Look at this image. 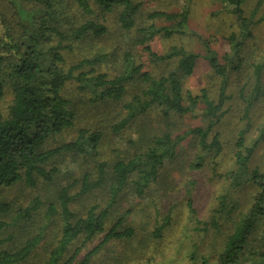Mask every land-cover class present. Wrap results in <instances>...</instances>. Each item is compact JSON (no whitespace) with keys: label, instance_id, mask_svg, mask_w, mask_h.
<instances>
[{"label":"trees","instance_id":"1","mask_svg":"<svg viewBox=\"0 0 264 264\" xmlns=\"http://www.w3.org/2000/svg\"><path fill=\"white\" fill-rule=\"evenodd\" d=\"M225 10H230L236 17L241 30V40L251 37L252 26L259 23L253 17H247L244 5L248 0H217ZM13 13L17 16L15 25L0 17V105L9 88L13 99L9 107V115L4 117L0 108V199L5 190L19 183L36 188L39 184L49 186L55 183L62 172L57 161L68 154L97 158L102 134L80 128L75 140L61 144L49 145L50 139L63 129L74 126L76 110L72 100L65 94L66 86L77 82L80 91H90L94 102L107 103L116 101L123 103L124 118L115 125L116 132L125 129L135 120L146 117L152 111H158L164 119L173 115L184 116L194 113L200 99L207 105L205 115L216 116L221 105H215L204 91L201 97L193 96L184 90V81L190 77L196 67L200 55L184 49H172L159 56L148 41L155 35L163 37L188 35L189 4L179 13L156 11L152 18H164L173 21L174 26L148 27L136 26V18L141 10V3L132 0H72L78 12L90 19L79 24L68 22L66 28L61 24L62 1L59 0H11ZM120 9L117 16L120 27L125 31L136 30L139 43L156 61H175V67L167 74L155 76L144 70L142 64H136L132 54L127 55L129 64L122 73L114 78L98 73L90 75L84 69L88 66L95 72L105 57L97 55L92 59L85 58L76 65L68 66L63 50H71L68 40L82 41L88 36H101L108 32L105 24L106 14ZM67 11H65L66 13ZM103 22H102V21ZM233 51L238 53L241 42L237 35L230 38ZM214 71L222 76L227 67L220 64L216 55L209 50L207 57ZM228 58V57H227ZM241 65H232L239 70ZM255 85L251 100H257L264 94V61L254 64ZM140 80L145 85L140 93L124 102L128 94L129 84ZM213 123L207 128L195 127L189 131L199 141L202 153H198L191 163L192 169H200L209 157L215 164L222 152L220 135L209 139ZM184 136L161 132L154 135H141L132 141L137 146L136 152L128 159H120L111 167L102 160L97 164V178L91 179L86 174L81 182L78 196L87 195L96 188L108 184L110 199L108 206L100 210L99 206H91L85 215L77 214L71 208L74 195L73 185L63 186L55 200L43 196H35L25 208H17L13 203L0 201V264H28L37 250L48 241V228L59 221L57 236L52 235L48 256L31 264H89L99 249L115 240L131 239L135 230L131 227L119 229L123 218L109 228L108 218L111 209L126 189L138 197L142 196L149 186L156 182L161 170L172 162L177 155V146ZM264 139V123L258 137L247 142L245 133L241 132L236 140L234 163L231 169L222 175L225 191L217 198V206L210 222L196 218V210L190 200L188 208L199 230L213 228L220 230L224 224L231 225V233L225 239L222 250L217 254V264H235L239 256L249 246V237L257 229L260 221H264V172L252 166L253 156ZM111 179V180H108ZM252 188L254 193L246 202H241L235 192L241 188ZM45 209V211H44ZM42 214L45 220L36 231L27 228ZM165 223L154 231L160 236ZM202 225V227H201ZM27 229V230H26ZM17 231L25 232L26 237L17 245L12 244ZM102 240L79 258L80 247L102 235ZM261 255L264 256V239L261 244ZM191 264H209L206 257L198 258L190 255Z\"/></svg>","mask_w":264,"mask_h":264},{"label":"rangeland","instance_id":"2","mask_svg":"<svg viewBox=\"0 0 264 264\" xmlns=\"http://www.w3.org/2000/svg\"><path fill=\"white\" fill-rule=\"evenodd\" d=\"M11 0H0V17L6 22L15 25L16 14L10 6ZM62 1L61 24L66 28L68 22L79 24L90 19L80 14L76 6L70 1ZM141 3V10L136 18V26L171 28L173 21L164 18H152L156 11L169 14L179 13L189 4L188 35H173L163 37L155 35L148 41L150 48L159 56L169 53L172 49H184L200 55L196 62L193 74L184 81V90L193 96L201 97L206 92L209 100L221 108L216 116L205 115L207 105L201 98L194 113L184 116L173 115L164 119L158 111H152L146 117L135 120L125 129L116 132L117 125L123 118L125 111L123 103L109 101L107 103L94 102L90 91H80L77 82L66 86L65 94L72 100L76 110L74 126L63 129L55 134L49 145L61 144L75 140L80 128L99 131L102 139L99 145V156L92 158L68 154L57 161L62 172L55 183L49 186L39 184L36 188L19 183L11 189L5 190L1 200L13 203L17 208H25L35 196H43L52 201L56 199L60 189L73 185L71 195L74 199L71 208L79 215H85L91 206L106 208L110 193L108 184L92 190L87 195L78 196L83 177L88 174L91 179L97 178V164L105 160L112 165L120 159L130 158L137 149L132 141L140 139L141 135H154L161 132H171L173 135L184 136L177 146V155L172 162H168L159 179L152 183L145 193L138 197L126 189L123 198L111 209L107 228L123 218L119 229L131 227L135 235L131 239L115 240L98 250L89 264H191L190 255L195 254L199 259L206 257L209 264H217V254L222 250L227 236L231 233V225L224 224L220 230H199L194 217L188 208L191 200L196 210V218L203 222H210L213 211L217 206V198L225 189L222 175L232 168L234 163V150L236 140L241 132L245 133L248 143L253 142L259 135L264 123V94L257 100H251L255 85L254 64L264 61V0H248L244 5L247 17H253L259 23L252 26L251 37L241 40V30L236 17L230 10H225L217 0H132ZM65 11H67L65 13ZM120 9L105 16L108 32L101 36H88L82 41L68 40L71 50H63L68 66L76 65L85 58L92 59L101 55L104 60L94 67L90 66L84 71L90 75L102 73L108 78H114L122 73L129 64L127 55L132 54L136 64H142L155 76L167 74L175 67V61H156L138 41L136 30H123L117 20ZM102 21V20H101ZM103 22V21H102ZM232 35H237L241 42L238 53L234 52L230 41ZM211 50L219 63L227 67L225 76L217 74L211 66L207 55ZM228 57V58H227ZM241 65L239 70L232 69V65ZM264 85V84H263ZM128 94L124 102L130 101L133 95L140 93L144 88L143 82L135 80L130 83ZM13 95L9 88L5 90L0 108L4 117L9 115V107ZM213 123L209 139L215 134L220 135L222 152L214 162L208 157L200 169H192L191 163L198 153H202L198 138L189 133L195 127L207 128ZM252 166L259 167L264 172V139L256 150ZM111 180V179H108ZM254 190L241 188L235 196L241 201H250ZM45 211V209H44ZM41 212L34 224L27 229L36 231L43 224ZM160 236H154V231L165 223ZM202 227V225H201ZM59 221L53 222L48 228V241L36 251L28 264L40 262L48 256L52 235L57 236ZM26 229V230H27ZM27 234L17 231L12 244L17 245L23 241ZM103 234L85 244L78 242L80 247L79 258L93 249L101 240ZM264 239V221H260L257 229L249 237V246L239 256L235 264H264L261 255V244Z\"/></svg>","mask_w":264,"mask_h":264}]
</instances>
